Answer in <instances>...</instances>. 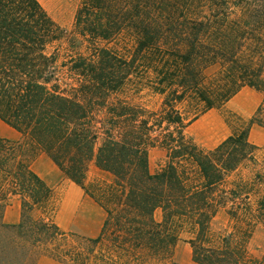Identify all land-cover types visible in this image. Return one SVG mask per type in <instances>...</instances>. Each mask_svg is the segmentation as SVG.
Returning <instances> with one entry per match:
<instances>
[{
    "label": "trees",
    "instance_id": "1",
    "mask_svg": "<svg viewBox=\"0 0 264 264\" xmlns=\"http://www.w3.org/2000/svg\"><path fill=\"white\" fill-rule=\"evenodd\" d=\"M73 32L39 0H0V119L23 137L0 138V264H179L183 234L199 264H264L249 248L264 225V146L249 139L264 125V0H81ZM246 86L263 97L238 132L212 149L187 135ZM38 152L104 208L99 235L56 223ZM91 162L112 180L88 181ZM11 196L17 223L4 220Z\"/></svg>",
    "mask_w": 264,
    "mask_h": 264
},
{
    "label": "rangeland",
    "instance_id": "2",
    "mask_svg": "<svg viewBox=\"0 0 264 264\" xmlns=\"http://www.w3.org/2000/svg\"><path fill=\"white\" fill-rule=\"evenodd\" d=\"M51 17L65 28L69 34H74L75 15L81 0H39ZM69 46L68 43H65ZM216 66L209 67L206 74L215 72ZM262 94L251 87H243L232 99L222 108L211 109L200 115L186 127L187 135L197 144L212 149L226 137L234 132H238L242 126V120L250 119L262 100ZM142 101L157 104L159 97L145 95ZM0 138L11 140L12 142H22L23 137L15 128L0 119ZM250 141L259 147L264 146V125L253 124L249 132ZM166 151L161 147H154L149 150L150 165L153 171H156L165 161ZM32 168L40 173L48 174L56 181L54 189L58 198L59 207L55 216L56 223L64 230L88 237L75 229H69L70 225L76 220L79 223L78 215L80 212L78 202H88L92 197L83 189L75 187V183L70 181L57 167L51 158L44 152H38L31 160ZM56 168V169H54ZM113 175L110 172L99 169L94 162L90 163L87 173L88 181L101 179L105 181L112 180ZM72 187V188H70ZM155 217L158 220L162 218L161 209H157ZM21 218V202L19 197L11 196L4 206V220L7 223H17ZM227 223L224 213L220 214L215 220L217 229L224 228ZM187 235L183 234L178 240L174 261L179 264H199L192 258V248L186 240ZM249 248L256 256H262L264 253V225L259 224L250 242ZM52 260V261H49ZM59 262L57 259L40 254L33 258L32 264H53ZM61 263V262H60ZM65 264V263H63ZM72 264V263H67ZM147 264H168L159 260H152Z\"/></svg>",
    "mask_w": 264,
    "mask_h": 264
},
{
    "label": "crops",
    "instance_id": "3",
    "mask_svg": "<svg viewBox=\"0 0 264 264\" xmlns=\"http://www.w3.org/2000/svg\"><path fill=\"white\" fill-rule=\"evenodd\" d=\"M55 166L58 169L56 171H58V173H59L60 168L56 164H55ZM54 169H56V168H54ZM38 173L52 187H54V185H56V183L58 182L54 179V177H52L48 174H44V173H40V172H38ZM61 173H63V172L61 171ZM74 185H75V187H79L80 189H82L76 183ZM70 188H72V187H70ZM78 205H79V209H80V212L78 213V215L81 214V216L79 218V223H76V220H74L73 223L70 225L69 229H75V230L79 231L80 233L87 235L88 237H96L101 232L104 220L106 218V212H105L104 208L98 202H96L93 198H92V200H90L88 202H78ZM49 261H52V260L49 259ZM53 264H63V263L62 262L60 263V261L59 262L56 261V262H53Z\"/></svg>",
    "mask_w": 264,
    "mask_h": 264
}]
</instances>
